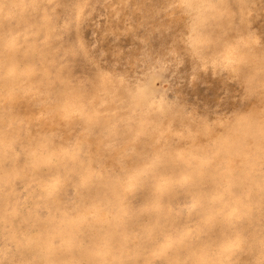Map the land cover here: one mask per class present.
<instances>
[{"label": "rangeland", "instance_id": "obj_1", "mask_svg": "<svg viewBox=\"0 0 264 264\" xmlns=\"http://www.w3.org/2000/svg\"><path fill=\"white\" fill-rule=\"evenodd\" d=\"M1 2L0 264H264V0ZM24 20L54 28L28 32ZM217 27L222 38L209 32ZM223 41L262 51L237 60ZM147 65L154 91L138 106ZM80 80L87 93L96 80L107 91L99 102L81 98ZM178 110L193 127L169 144L182 140L187 152L159 134L165 147L150 166L113 149ZM169 169L151 190L155 204L131 185ZM184 196L183 206L171 202ZM167 210L175 234L160 225Z\"/></svg>", "mask_w": 264, "mask_h": 264}, {"label": "bare ground", "instance_id": "obj_2", "mask_svg": "<svg viewBox=\"0 0 264 264\" xmlns=\"http://www.w3.org/2000/svg\"><path fill=\"white\" fill-rule=\"evenodd\" d=\"M164 3V2H163ZM161 3H159V5H160ZM164 5V4H163ZM164 7V6H163ZM210 7H211V9H215V12L216 13H221L222 12V7L221 6H219V7H216L214 4L213 5H210ZM6 8H7V6H6V4H4V3H2L1 2V5H0V12H2V11H5L6 10ZM162 10H163V8H162ZM164 11H166V8H165V10ZM204 17V16H203ZM241 19H243V18H241ZM24 22V26L27 28L26 30H28V32H35L37 29L40 31V30H43V31H46V33H49L50 31H52V29L54 28V26H52V24H51V22L50 21H46L43 25H39V24H37V23H33V22H30V20H24L23 21ZM243 27L245 28V30L247 31V32H249L250 33V37L251 38H253L252 36V34H255L254 32H253V27H251V22H250V19H248L247 20V23H245L244 25H243ZM259 28H260V26H259ZM201 31V30H200ZM251 31H252V33H251ZM259 31V30H258ZM261 31V30H260ZM209 32L211 33H215L216 35H217V37H219V38H222L223 37V34H224V29L223 28H221V27H217V28H211V29H209ZM257 33V32H256ZM51 35V34H50ZM256 36V35H255ZM178 37H180V36H178ZM177 37V38H178ZM201 37H205L204 36V31H203V33L200 35V37H198V38H201ZM174 38V37H173ZM175 39V38H174ZM179 39V38H178ZM175 41V40H174ZM177 41V40H176ZM223 45L224 46H222V51L223 52H228V53H232V52H235V53H240L241 52V50H240V48H241V45L240 46H238V47H233V45H231L230 43H226L225 41H223ZM144 47V46H143ZM224 48H226L225 50H224ZM260 49V50H259ZM169 51V50H168ZM167 51V52H168ZM176 51V50H175ZM261 48H258L257 50H254V52L253 53H246V52H241L240 53V56H239V58H237V60H249L250 58H253L254 56H256V55H258L257 53H259V54H261ZM166 52V53H167ZM173 52V51H172ZM178 53H179V51H178ZM169 54V53H168ZM181 55V54H180ZM183 55V54H182ZM184 56V55H183ZM194 56H195V53H194ZM179 57V56H178ZM185 57V56H184ZM180 58V57H179ZM186 58V57H185ZM192 58V57H191ZM18 58L16 57V56H14V57H12V62H14V65H16V63H18L17 60ZM160 59V58H159ZM198 59H199V61H202V63H207V61H208V57H207V54H201L199 57H198ZM250 61V60H249ZM180 62H182V61H180ZM180 62H178V63H180ZM161 63V62H160ZM177 63V61H176V64H178ZM150 65V64H149ZM149 65H147V66H142L143 68H142V70H141V72L140 71H138V72H140V74H138L137 75V77H138V84L140 83V85H141V87H143V88H145V91H146V94L145 93H143V94H141V95H139V97L136 99V100H138V101H136L137 102V105L138 106H140L143 102H146L147 100H149L148 98L149 97H151L152 95H150V93L151 92H153L154 91V89L153 88H151L150 87V85H149V83L148 82H144V80L142 79V77H146V75L148 74L147 72H148V70L150 69L151 70V68H150V66ZM179 65V64H178ZM191 65V64H190ZM152 66V65H151ZM201 66V65H200ZM189 67V66H188ZM192 67V66H191ZM190 68V67H189ZM206 67H204V69H205ZM201 69L202 68H200V69H198L199 71H201ZM188 70H191V69H188ZM195 70H196V68H195ZM193 71H194V69H193ZM120 72V71H119ZM150 73V72H149ZM194 74H196V73H194ZM179 75V74H178ZM177 75V76H178ZM17 76H18V74H17ZM196 76V75H195ZM11 77H12V80H14L15 79V77H16V73H14V74H11ZM18 78V77H17ZM24 86H25V88L26 87H28L27 85V82H26V80H24ZM65 85V84H64ZM77 85H78V87H80V89L78 88V90L75 88L74 90L75 91H77L78 92V94L79 93H81V98H85L86 96H89L90 97V99L95 103V102H99L102 98H101V93H105V91H107V86H105V84L103 85V82L101 81V80H96V81H93L92 82V89H91V91H90V93H87L86 92V89H87V84L84 82V81H79L78 83H77ZM104 86V89L103 88H101V87H103ZM60 92V89H59V91H58V93ZM179 95V94H178ZM156 111H158V112H164V110L162 109V108H156L155 109ZM156 111H154V112H156ZM183 114H184V112L182 111V110H178V111H175V113L174 114H171V115H166L165 113H162V115H161V120H159L158 122H156L155 120L153 121L154 122V126L153 127H155V126H158V127H160V130L158 131V130H156L155 131V128L151 131V132H149V133H147V134H145V136L143 135V139L141 140V141H139V143H133V145H129V146H126L124 143H123V141H122V139L120 140V137L119 138H115L114 140H115V142L116 143H118V145L115 143L114 145H113V149L114 148H116V147H118L119 145H120V150H124V151H127V152H130V154L131 155H135V153H137V154H140L141 156H142V158L138 161V164L140 165V166H143V167H146V166H150V165H152L153 163H154V161H155V155H157L158 153H160V151L161 150H163V149H161V147H165L162 143V145H160V143H157L156 142V139L157 138H162L163 139V141H166V140H168L167 142H164L165 144H167V145H169L170 146V142H171V144H172V142H173V139H174V136L177 134V135H179V136H177L178 137V139H180V138H182L183 136H185V132L184 131H186L187 129H189V128H192L193 126H191L192 125V123L190 124L188 121L190 120V119H192V118H186V117H184L183 116ZM166 115V116H165ZM152 115H150V120L152 119V117H151ZM159 116H160V114H159ZM192 116V115H191ZM193 117V116H192ZM178 120H181L182 121V124L181 125H179L178 127H176L175 126V122L176 121H178ZM193 120V119H192ZM158 123V124H157ZM259 123H261L262 125L264 124V117L260 120V122ZM178 129H180V131H177ZM182 129H183V131H182ZM158 131V132H157ZM134 132H137V130L136 131H134ZM173 133H174V136H173ZM160 135V137H157V135ZM158 135V136H159ZM170 135V136H169ZM173 137V138H172ZM158 140V139H157ZM175 143V142H174ZM176 146L175 145H173V146H170V149H171V151H174L175 150V148L176 149H178V150H184L185 152H187L188 151V144H183V141L182 140H178V141H176ZM227 144V143H226ZM236 145V142H233L232 143V145H231V149H234L235 147H237V145ZM187 146V147H186ZM122 148V149H121ZM174 149V150H173ZM118 150V148L117 149H115L114 151L115 152H118L117 151ZM158 150V151H157ZM137 151H139V153L137 152ZM258 151H260V152H264V146H262V145H260L259 147H258ZM158 152V153H157ZM184 153H182V155H183ZM188 166V165H187ZM204 167V166H203ZM189 167L187 168V169H184L183 170V172H184V174H182L181 176H179V182H181V183H184V182H186V180H187V178H188V175H187V172H189ZM199 169V168H198ZM105 170H106V168H105V166L104 165H102L101 167H100V170H99V172H105ZM136 172H142L140 169H138ZM150 172V171H149ZM170 172H172V170L171 169H169V171H164L163 173H160V174H155V175H150V174H148V175H145V174H142V175H136L135 176V179H134V181L132 182V186H136V185H138V186H141V187H143L144 188V190H145V192L146 193H148L149 194V196H148V201H150L152 204H155L156 202V199H157V193H155V192H152L151 190H153V188L155 187V186H157V184L159 183V182H161L162 180H163V178L166 176V175H168ZM122 190H120V189H116V191H114V194H115V196L114 197H111L110 199H119V197L121 196V192ZM187 198V196H184V197H180V198H177L176 200H171V202H173V204L174 205H176V206H183V205H181L182 204V202L185 200ZM181 208V207H180ZM164 215H166V220H164V222L163 223H161L160 225H163V229H165V228H171L170 230H169V232L171 233V234H175L176 233V224H175V222H174V220H172L171 218H169V216H170V212L167 210V212H166V214H164ZM156 222H158L157 220H156ZM217 223V222H216ZM165 227V228H164ZM105 243H106V245L103 247L104 249L103 250H105V251H109L110 250V248H112L113 247V244H112V236L111 235H106L105 236ZM157 247H155V249H156ZM82 252V251H81Z\"/></svg>", "mask_w": 264, "mask_h": 264}]
</instances>
